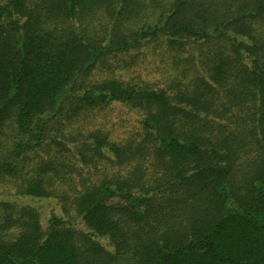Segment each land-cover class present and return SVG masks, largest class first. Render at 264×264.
<instances>
[{"label": "trees", "instance_id": "16d2710c", "mask_svg": "<svg viewBox=\"0 0 264 264\" xmlns=\"http://www.w3.org/2000/svg\"><path fill=\"white\" fill-rule=\"evenodd\" d=\"M194 1L0 0V264H264V0Z\"/></svg>", "mask_w": 264, "mask_h": 264}, {"label": "rangeland", "instance_id": "374dc122", "mask_svg": "<svg viewBox=\"0 0 264 264\" xmlns=\"http://www.w3.org/2000/svg\"><path fill=\"white\" fill-rule=\"evenodd\" d=\"M203 1H205V3H206L207 1H210V0H195L194 6L196 8H202L204 6V3H202ZM189 13H192V12H189Z\"/></svg>", "mask_w": 264, "mask_h": 264}]
</instances>
